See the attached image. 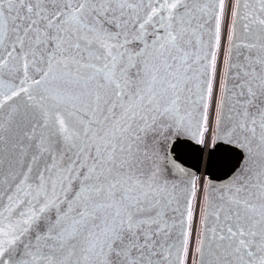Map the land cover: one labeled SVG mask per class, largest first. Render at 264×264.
I'll use <instances>...</instances> for the list:
<instances>
[{
	"label": "snow or ice",
	"instance_id": "snow-or-ice-1",
	"mask_svg": "<svg viewBox=\"0 0 264 264\" xmlns=\"http://www.w3.org/2000/svg\"><path fill=\"white\" fill-rule=\"evenodd\" d=\"M210 109L237 164L198 187L157 137L205 143ZM192 243L264 264V0H0V264H187Z\"/></svg>",
	"mask_w": 264,
	"mask_h": 264
},
{
	"label": "water",
	"instance_id": "water-1",
	"mask_svg": "<svg viewBox=\"0 0 264 264\" xmlns=\"http://www.w3.org/2000/svg\"><path fill=\"white\" fill-rule=\"evenodd\" d=\"M157 147L162 149V156L166 155L168 160L179 164L189 174L185 177L186 180L193 177L196 178L200 172H205L208 178L207 184L209 181L220 184L229 179L234 166L237 164L236 157L231 153L225 152L224 145L216 142L215 136L213 146L206 148L197 143L190 134L171 130L157 137ZM4 202L6 203V200ZM174 237L175 230L173 231ZM197 260L198 256L195 264H197Z\"/></svg>",
	"mask_w": 264,
	"mask_h": 264
},
{
	"label": "bare ground",
	"instance_id": "bare-ground-1",
	"mask_svg": "<svg viewBox=\"0 0 264 264\" xmlns=\"http://www.w3.org/2000/svg\"><path fill=\"white\" fill-rule=\"evenodd\" d=\"M232 2L234 3V0H232ZM230 16H227L226 15V19H225V24H226V26L227 27H229L230 28V25H231V23H230ZM222 48L226 51V48H227V42H226V40L225 41H223L222 42ZM218 71H219V73H220V76H221V79H222V74H223V65L222 64H220V63H218ZM215 115H214V113L212 112V110L210 109L209 110V128H210V130H211V134L210 135H208V134H206V136H205V143H203V144H201V145H203V147H206V148H211V143H212V139H213V129H214V126H215ZM196 182H197V186L199 187V185L201 184V183H203L204 185H206L207 184V180H208V178H207V174L205 173V172H200L197 176H196ZM195 202H196V204H195ZM194 204H195V210H194V212H195V215H194V227H193V233H194V238H195V240H197L198 239V236H200V229H201V220H202V216H203V207H204V204H203V196L202 195H200L199 193H198V195H197V198H196V200H194V202H193ZM195 253H196V251H195V243H192L191 245H190V251H189V259H188V262H187V264H194L195 263V258H196V256H195Z\"/></svg>",
	"mask_w": 264,
	"mask_h": 264
},
{
	"label": "rangeland",
	"instance_id": "rangeland-1",
	"mask_svg": "<svg viewBox=\"0 0 264 264\" xmlns=\"http://www.w3.org/2000/svg\"><path fill=\"white\" fill-rule=\"evenodd\" d=\"M230 23H231V21H230ZM223 75V74H222ZM222 78H223V76H222ZM215 123V122H214ZM214 131H215V126H214V129H213V134H214ZM214 136H215V134L213 135V139H212V143H211V145L213 146V141H214ZM211 146V147H212ZM195 204H196V202H195ZM195 204L193 203V218H194V215H195V212H194V210H195ZM192 218V229H193V227H194V219ZM198 239H199V236H198ZM197 239V240H198ZM195 256H196V253H195ZM197 257V256H196ZM196 259V258H195ZM196 261V260H195ZM195 264V263H194Z\"/></svg>",
	"mask_w": 264,
	"mask_h": 264
}]
</instances>
